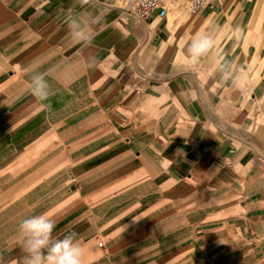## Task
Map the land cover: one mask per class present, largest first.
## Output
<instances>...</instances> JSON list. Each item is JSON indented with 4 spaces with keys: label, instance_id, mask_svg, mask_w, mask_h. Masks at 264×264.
I'll return each instance as SVG.
<instances>
[{
    "label": "crops",
    "instance_id": "obj_1",
    "mask_svg": "<svg viewBox=\"0 0 264 264\" xmlns=\"http://www.w3.org/2000/svg\"><path fill=\"white\" fill-rule=\"evenodd\" d=\"M121 2L0 0V264H21L19 223L41 213L83 264H264V0L142 22ZM69 9L91 14L90 45ZM204 32L198 70L164 63Z\"/></svg>",
    "mask_w": 264,
    "mask_h": 264
},
{
    "label": "clouds",
    "instance_id": "obj_2",
    "mask_svg": "<svg viewBox=\"0 0 264 264\" xmlns=\"http://www.w3.org/2000/svg\"><path fill=\"white\" fill-rule=\"evenodd\" d=\"M91 0H78L81 6L88 5ZM65 23L71 39L86 47L93 41V18L90 13L75 15L69 9ZM239 28L236 29L239 39ZM215 47V36L211 32L197 33L185 49V56L192 64L208 56ZM222 80H231L235 85L242 74H234L227 63L216 65ZM28 91L37 102L43 103L54 95L46 79V74L37 69L31 70ZM50 107V105H45ZM55 224L47 213L26 217L18 226L21 264H83V250L75 234L63 238H54Z\"/></svg>",
    "mask_w": 264,
    "mask_h": 264
},
{
    "label": "built area",
    "instance_id": "obj_3",
    "mask_svg": "<svg viewBox=\"0 0 264 264\" xmlns=\"http://www.w3.org/2000/svg\"><path fill=\"white\" fill-rule=\"evenodd\" d=\"M225 0H122L123 9L133 14L138 21H148L154 15L166 18L173 2H182L188 16H194L203 9L214 8Z\"/></svg>",
    "mask_w": 264,
    "mask_h": 264
},
{
    "label": "rangeland",
    "instance_id": "obj_4",
    "mask_svg": "<svg viewBox=\"0 0 264 264\" xmlns=\"http://www.w3.org/2000/svg\"><path fill=\"white\" fill-rule=\"evenodd\" d=\"M175 3H176V6L181 7L182 2H175ZM170 17H171L170 18L171 24L177 25V21L172 16V14L170 15ZM164 63L165 64L167 63L170 68L172 67V68H176V69L185 68V70H188V69H197L198 70L199 64L201 62H199L197 64H192L191 61L185 57V53L181 52V53L175 55L171 59L165 58Z\"/></svg>",
    "mask_w": 264,
    "mask_h": 264
}]
</instances>
